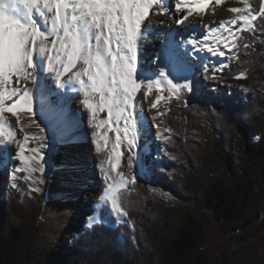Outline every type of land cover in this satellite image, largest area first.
<instances>
[{"label": "trees", "instance_id": "16d2710c", "mask_svg": "<svg viewBox=\"0 0 264 264\" xmlns=\"http://www.w3.org/2000/svg\"><path fill=\"white\" fill-rule=\"evenodd\" d=\"M249 2L256 15L234 54L207 71L194 67L189 86L168 99L178 134L167 135L156 171L119 189L123 222L45 242L46 190L15 191L0 168V264H207L213 226L224 236L264 231V0ZM50 144L45 134L44 154Z\"/></svg>", "mask_w": 264, "mask_h": 264}, {"label": "snow or ice", "instance_id": "6c2138e0", "mask_svg": "<svg viewBox=\"0 0 264 264\" xmlns=\"http://www.w3.org/2000/svg\"><path fill=\"white\" fill-rule=\"evenodd\" d=\"M158 2L160 0H0V138L5 144H11L17 137L3 114H12L17 117V123H20L21 113L33 112L32 97L23 85L34 81L38 70L40 73L45 71V59L48 61L47 70L56 73L57 81L60 79L61 72L53 67V57L48 54L50 36L55 37L50 43L53 48L58 45L56 63L63 67L64 72H70L78 61L88 66L84 71L91 81L92 91L99 93L102 105L107 106L109 123L115 108L117 122L121 118L125 121V135L129 132V122L135 130L138 115L132 116L130 110L133 106L129 101L132 99V93L140 88L135 78L138 40L142 32L147 31V27L142 28V25H145L149 9ZM167 2L168 0H164L165 4ZM181 2L183 3V0ZM195 3L197 10H203L202 6L207 4V0H195ZM175 7L180 10L181 3H177ZM231 11L239 12L240 9L233 8ZM260 15L264 16V4L261 5ZM177 23L182 21L178 20ZM189 43H193V40H189ZM218 54L223 56L224 52ZM171 55L162 48L157 59L167 65ZM65 59L67 63L64 62ZM159 75L167 79L163 70ZM167 83L173 92L181 87L173 84L170 79ZM157 85L159 86V81ZM183 87L187 88L188 85ZM105 92L110 99L105 100ZM159 99L160 97L157 102ZM84 103L91 107L87 100ZM152 107L155 108L156 103H153ZM126 109L129 111L124 115ZM31 123L39 128L35 120H31ZM115 130L117 135L113 152L119 161L123 155L120 151V129ZM40 132H43L42 128ZM23 139L27 143L30 137L25 135ZM31 139L39 140L42 137L33 136ZM127 144L129 149L136 147L135 131L132 137L127 139ZM25 151V148L20 146L16 153L17 160L30 164V159H37L36 148L31 149L34 155L30 159L25 155ZM112 167L115 168L116 165L113 164ZM22 171L23 168H15L12 179L15 180V174ZM99 200L101 203L111 201L112 212H121L111 184Z\"/></svg>", "mask_w": 264, "mask_h": 264}, {"label": "bare ground", "instance_id": "6f19581e", "mask_svg": "<svg viewBox=\"0 0 264 264\" xmlns=\"http://www.w3.org/2000/svg\"><path fill=\"white\" fill-rule=\"evenodd\" d=\"M188 1L189 0H183L182 3L181 0H168L167 4L164 2L162 3L161 6L164 12L160 14V22L158 25L167 29L164 37L162 39L163 33H161L159 28H154L150 42L146 43L145 49L148 56L144 58L143 56L137 55V75L135 78L137 83L140 84V88L132 93V99L129 101L133 106L130 110L133 117H137L140 110L141 99H144L146 103H151L155 98V88L143 87L141 89L143 83L146 84L148 80H152L154 81L156 89L157 87L163 88L169 86L167 83L169 79H165L159 75L164 63H161L157 57L162 48L168 51L170 47L178 46V56L186 59L185 56L182 55V51L179 50L188 48L192 50L193 53L202 52L203 54H211L220 43L219 39L226 29L227 22L224 19H208L205 22L198 21L200 17L186 10ZM177 3H181L180 10H177L175 7ZM194 4L193 10H197L196 3ZM178 20L182 21V23H177ZM166 37H170V40H167ZM52 39H55V37H49L48 48L50 51L48 54L53 57V67H56L61 72V76L59 81H57L56 73L51 72V77L40 83L41 86L44 87L41 92L42 96L45 97L44 103L54 111L53 117L50 119V124L54 125L59 139L68 140L72 138L74 128L77 124L72 115L73 109L70 110V105L71 102H75L76 105L79 106L78 111L75 112L76 120H80L81 117L84 118V124L89 129L92 143V148L89 151L90 157H88L89 155L86 151L81 154L69 147L64 148L65 153L62 160L54 168L53 180L47 193L45 213L52 217H59L63 222L69 223L70 227L65 229V233L73 234L77 233L79 228L85 223L92 222L99 217L109 220L115 219L117 213L112 212L111 201L101 203L99 198L105 194L107 186L111 184L116 199L118 188L127 183L133 174V171L126 168V158H130V155L125 152V147L129 149L127 139L132 137L133 131L136 133V141L138 136L137 130L132 129L131 122L127 124L129 132L127 136L125 135L123 131L126 126L125 121L121 118L119 122H117L115 108L113 109V115L109 123L107 106L102 105L100 94L92 91L91 81L88 80V77L84 79L83 84L77 86L73 91L67 90L71 79L75 78L77 74H81V71L83 72L88 66L84 65L82 61H78L81 63L82 67H79L77 62L76 67L71 69L70 72H64L63 67L56 63L57 56L54 54L53 46L50 43ZM189 40H193V43L190 44ZM139 41L140 40H138V42ZM205 44H207V47H205ZM209 49L212 51H209ZM60 55L62 56V54ZM64 62L67 63L66 59ZM45 66L48 67L47 59H45ZM173 67L178 79L185 78L184 71L176 61H174ZM157 81H159V86L157 85ZM37 85H39L37 76L34 81H28L23 85L25 90L28 91L32 97L33 112L31 114L21 113L19 117L20 123L17 124L3 114L4 119L12 126V130L15 131L17 137L11 144H5L3 139L0 138V146H2V150H0V159H2V163L8 167L11 175L14 169L20 167L19 164L22 163L17 160L16 152H14L13 149L20 148L21 144L25 143L23 139L24 133L38 135L41 133L40 129L47 125L44 114L41 112L42 109L36 101ZM145 89L146 91L142 92L144 97H142L139 90ZM108 99H110V97L108 93L105 92V100ZM85 100L88 101L91 107L85 105ZM102 107L103 110H101ZM128 111L129 110L126 109L124 115H127ZM31 120H35L39 128L33 125ZM102 121L105 123L102 124ZM135 123L137 127V119ZM116 128L120 129V151L123 153L119 161L116 160L113 152L116 143ZM29 144L30 147L35 148L33 142L31 143L30 140L25 143V145L28 146ZM152 144L153 140L149 142L147 140L140 158L147 156V149H149ZM37 154L43 156L38 149ZM46 158L50 160V157ZM137 158L139 157L136 155L134 160L138 161ZM30 164L40 166L38 162L31 159ZM113 164L116 165L115 168L112 167ZM42 168L46 172L48 171L47 168ZM15 176L16 178L23 177L22 172H17ZM32 183L35 184L34 182ZM63 195H73L78 201L75 205L64 202L60 200V197Z\"/></svg>", "mask_w": 264, "mask_h": 264}, {"label": "rangeland", "instance_id": "374dc122", "mask_svg": "<svg viewBox=\"0 0 264 264\" xmlns=\"http://www.w3.org/2000/svg\"><path fill=\"white\" fill-rule=\"evenodd\" d=\"M163 2L164 0H160V2L153 4L149 9V13L145 18V25H142V28L145 26L147 27V31L142 32L141 38L139 39L140 41L138 42L137 46L138 56H143L144 58L148 56L145 49L146 43L150 42L154 28H159L161 33H163L162 39L164 37L167 29L158 25L160 22V14L164 12L163 7L161 6ZM194 3L195 0H189L187 2L186 10L191 13H195V15L200 17V20L198 21L205 22L208 19H224L227 22V25L225 27L226 29L221 34L222 36L219 39V45L212 51L211 54H203L202 52L193 53L192 50L186 48L185 50H179L182 51V55H184L186 58L183 59L178 56V46L170 47L168 49V52L172 55L170 56L169 63L167 65L163 64L161 68L166 74L167 78L172 80L173 84H177L180 86H183L185 84L189 86L194 67H201L204 69V71H207V69L209 68L212 69L215 66L223 64L225 62L223 61V56L234 54V52L237 50L236 46L238 43V39L241 37L240 31L242 29L250 28L253 25V19L256 15L255 9L252 7L249 0H220L219 3L217 2V0H207V4L203 6V10H193L195 6ZM262 4H264V2ZM233 8L240 9V11L232 12L231 9ZM232 21H235L236 23L233 24ZM166 39L170 40V37H166ZM58 51L59 48L57 45L56 48H53V52L56 56L58 55ZM221 51L224 52L223 56H220L218 54ZM174 61H176L184 71L185 78H177L175 69L173 67ZM78 66L82 67L80 62H78ZM47 69L48 67L45 66V71L43 73H40L38 70L36 74L39 84L37 85L36 89V101L39 104V107H41L42 109L41 112H43L44 114L47 125L42 127L43 132L38 135L24 133V136L28 135L30 137L29 140L31 141V143L33 142L35 148L38 149L39 152L43 155L40 156L36 154L37 159L34 161L38 162L40 166L47 168L48 171L46 172L40 166L33 164H24L22 162L19 165L20 168L24 169V171H22L23 177L15 178V180H13L8 167L2 163V159H0V168L6 173L7 182L11 186L15 184V191H18L25 183L31 190H46L43 207L39 218L40 227L42 230L41 239L45 242L66 240L67 243H70L72 239L78 237L79 234L82 233L87 227L96 222L101 221L114 226L126 219V215H124L125 212L120 208L119 205V189L127 186L138 172L146 174L151 171H156L157 167L159 166L158 164H160L159 162L161 161L159 151L162 150V147L166 142L167 135L178 134V132H176V127H173L171 124H169L170 117L167 115L168 99L173 96L175 92L171 91L170 85L163 88L157 87L156 89L154 81L152 80H148L146 84H142L141 89L143 87H152L153 89L155 88V98L151 103H146L144 99H141L140 110L137 114L138 125L136 127V130L138 138L136 141V147L133 149H127V147H125V152L128 153L131 158V162L130 158H126V168L130 171H133V174L131 175L127 183L120 186L116 192L117 206L121 209V212L119 214H116L115 219L109 220L103 217H99L92 222L85 223L79 228L77 233L66 234L65 229L69 228L70 224L63 222L59 217H52L45 213L47 193L49 186L53 180V171L55 166H57L58 163L62 160L65 153V147H69L70 149H73L81 154L82 152L86 151L88 152V157H90L89 151L92 148V143L89 129L84 124V118L81 117L80 120H76L77 118L75 112L78 111L79 106H77L75 102H71L70 105V110L73 109L72 115L77 124L73 131V137L68 140L59 139L54 125L50 124V119L53 117L54 111L48 105H45V97L41 94L44 87L41 86L40 83L45 79L48 80L51 77V72ZM77 76L71 79L70 84L67 88L68 91H73L74 89H76V87L83 84L84 79L88 77L85 71H81V74H77ZM204 77L205 75H202V81L205 79ZM237 85L240 86V88L245 86L244 82H239ZM145 91L146 89L141 91L139 90L142 97H144V94L142 92ZM158 97H160V99L157 102ZM153 103H156L155 108L152 107ZM4 115H6L8 119L17 124V119L15 116L7 112H5ZM45 134L50 135V145L52 147V151L49 155L43 153L44 147H40V145L44 142ZM33 136L42 137V139H31V137ZM175 138L178 139L177 137ZM147 140L148 142L150 140H153V144L149 149H147V156L144 158H140L141 153L144 151L143 147L145 146ZM21 146L25 148V155H27L29 158L34 155L31 151L32 147H30V144L28 146L23 143L21 144ZM19 149L20 148H14L13 151L17 153ZM54 153L57 154L58 159L53 158ZM136 155L139 157L137 158L138 161L134 160ZM46 157H50V160H48ZM32 182H34L35 184H33ZM60 200L73 205H75L78 201V199L74 198L73 195H63L60 197ZM258 229L259 227L257 225L256 227L249 228L246 231L235 232L230 235L224 236L222 228H220L219 226H213L214 236L212 237L210 242V257L207 264H264V247H261V243L262 241H264V231Z\"/></svg>", "mask_w": 264, "mask_h": 264}]
</instances>
